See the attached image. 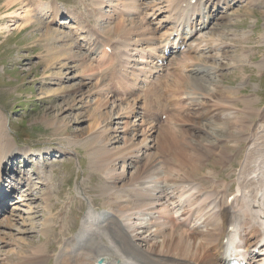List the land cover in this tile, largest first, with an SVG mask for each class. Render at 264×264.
<instances>
[{"label":"rangeland","instance_id":"rangeland-1","mask_svg":"<svg viewBox=\"0 0 264 264\" xmlns=\"http://www.w3.org/2000/svg\"><path fill=\"white\" fill-rule=\"evenodd\" d=\"M144 3L147 4L148 0ZM54 4L58 10L60 9V12L61 10L64 12L62 15L68 12L75 17L84 29H88V26L97 27L101 29L104 36L108 34L109 39L111 37L116 38L118 35L116 32H122L123 35H118V38L131 40L132 44L139 37H159L154 35V28L151 30L149 28V22L146 20L148 14L146 5L138 4L137 1L130 5H133L134 11L139 9L141 14L146 15L139 18L141 22L136 23L135 21L136 25L131 27L129 26L131 20L125 19L127 18L125 15L123 19L124 23L128 25L127 29L116 28L118 24L115 26L112 24L114 30H107L104 15L105 10L110 11V9L106 6L101 8L96 0H0V118H3L5 123L7 121V136H9L11 143L18 147V150L38 151L44 148L56 149L59 152L52 157L44 156V161L39 160V158L37 162L33 161V157L30 156L28 158L31 161L29 164L25 162L26 156H21L19 151L11 154L13 156L16 153L14 161L20 159L23 161V163L16 164L15 168L20 171L26 170L29 172L28 176L34 175L38 179L42 177L44 182L37 184L33 181L32 195L28 196L29 194L26 193L24 196L27 199L24 203L26 206L18 204L16 212L9 213L0 221V264H63L69 260L70 258L66 259L65 247L68 241L65 239L68 236L73 237L76 233L79 234L82 221L89 210L95 212L109 210L108 196L103 197L102 190L109 189L108 192L110 193L111 188L114 187L112 184L114 180L97 172L95 170L96 164L95 166L91 165L93 159L96 161L95 158L98 157L100 151L98 154L93 153L91 155L88 148L89 144L90 148L94 146L101 152L104 149L108 153L107 149H110L113 152L108 154V158L114 159L118 155L131 153V144H139L144 139L143 136H137L135 132L130 131L126 132L125 135L123 134L124 138L128 140L126 144L122 138V141L114 142L109 147L108 140L113 135L101 136L103 133L102 126L107 124L112 117L111 114L115 111L103 110L108 107L110 101L104 98V91L100 84L95 86L94 78L98 76V72L95 73L93 79L84 78L83 80L82 77H76L75 73H70L71 71L68 69H75V67H69L68 62L70 61H67V66L63 69L65 64L63 60L69 59L71 55L75 54V48L80 51L83 59L89 65L91 64L88 53L78 46L74 34H71L67 29L58 27L57 22H50L52 15L56 12L51 8V5ZM256 4L253 6L246 5V0H244L243 6L232 7L229 14H223L220 21L210 28L206 36H217L219 39L217 43L224 45L225 48L216 52H219L221 57L209 59L207 62L218 68L215 73L218 76L212 77L213 86L209 85V87L216 88L217 86L221 90L225 87L228 91L225 99H236L237 97L249 99L252 101L250 109L258 108L263 111L264 68L259 66L264 65L262 60L264 54V0H257ZM20 13L26 14L20 16ZM110 14L113 13L110 11ZM55 15L59 16L57 13ZM6 16L12 17L5 18ZM135 30L140 35H134ZM144 31L147 33L143 36ZM93 34L95 33L93 32ZM66 39L71 42L68 41L69 45H67L70 47L65 46L64 41ZM64 52L69 57L62 54ZM216 53L211 54L216 56ZM134 54H130L131 58L136 57ZM194 58L202 59L201 57ZM187 59H189L188 56L182 55L181 61ZM103 60L104 56L98 63L104 66ZM196 61L194 63L200 66L198 60ZM73 65V63L70 64V66ZM91 66L93 69H97L95 66ZM192 77L200 78L204 75ZM86 80L87 82L84 84ZM99 80L104 86L107 85L106 88H109L106 80ZM95 87L102 89V95H100L103 97L99 99L102 100L103 105L97 99L91 106L92 101H89L87 95L90 90L96 89ZM237 89L240 90L238 96L231 94ZM167 94H170V99L175 100L182 96H198L182 90H173L170 87L166 88L164 98H167ZM219 94L224 93L221 91ZM136 96L142 97V94ZM136 96L129 99H134ZM204 99L205 97H201L197 101L185 99L179 104L180 109L187 110V114L184 115L192 117L190 121L193 117H197L194 119L197 123L201 122L200 119L204 117L208 121H218L219 116H211L210 111H208L210 110L209 105L205 104L207 102H202ZM232 101L236 103L235 100ZM96 108L98 110L95 111ZM237 108L242 109V104L237 102ZM156 110L158 109L154 107L153 111ZM108 112L109 115L107 116ZM255 112H251L252 115ZM127 114L125 113L124 117ZM248 115L249 113H244V116L237 119L229 118L225 123H222L220 128L228 131L233 127L234 130L239 128L244 131L246 129L244 118ZM136 118L134 115L129 121L135 123ZM253 120H255L254 117L250 118V121ZM260 120L264 124L262 118H258L255 122ZM150 121L152 120L148 122ZM115 122L111 123L110 129L116 127ZM185 125L191 127V123ZM1 129L2 133L5 134V129ZM164 132L167 134L166 140H164ZM220 133L226 135V131H220ZM251 133L253 132L250 129L248 134ZM180 138L187 140L184 136ZM221 140L218 143L219 147L204 145L200 150L210 152L214 155L215 160L219 161L222 158V153L225 152V148L220 146L226 143V141ZM165 141L168 144H172L174 141V136L169 134L168 130L163 131L155 140L157 146L154 145L151 152H160L161 154L157 158L167 161L173 154L168 149H160ZM179 142L183 147V143ZM115 146L116 148H114ZM236 150H232L231 153L234 154L228 156V159H231L230 162L227 161L226 164L223 161L216 163L224 166H214L215 172L208 169L212 165L210 161L208 162L200 156L203 154L202 152L191 150L190 152L195 154V158L199 159L203 169L192 171L188 166L183 168L188 177H193L197 181L202 176L213 179L215 173L217 175L215 180L231 182L233 184L231 187L234 188L237 177L236 170L241 167L240 161L244 159L246 153L245 142L236 144ZM19 155L21 158L18 157ZM91 156H94L93 159ZM8 161L9 159L6 162ZM114 162L115 160L112 161V164ZM120 165L119 163L113 169L120 172ZM136 166L128 168V173L134 172ZM205 170L206 173L199 177L198 174ZM131 175H128L126 180ZM201 183L204 187L207 183L211 184V188H207V190L221 188L204 179L201 180ZM26 189L31 190V188ZM110 198H114L113 195ZM29 211H31L30 214H25ZM17 215L25 217L28 221V226L20 228L21 232L17 231L18 227L14 226L13 220L9 221ZM104 240L106 241V239ZM93 242L92 240L89 245ZM59 255L57 260L56 256Z\"/></svg>","mask_w":264,"mask_h":264},{"label":"bare ground","instance_id":"bare-ground-1","mask_svg":"<svg viewBox=\"0 0 264 264\" xmlns=\"http://www.w3.org/2000/svg\"><path fill=\"white\" fill-rule=\"evenodd\" d=\"M135 1L138 4L142 3L146 5L147 16L150 14V17L153 15L157 17L159 14L166 13L167 16L158 22L157 26L159 27L161 22L167 23L172 18L171 16L176 15V12L170 11V9L171 7H175L177 1L181 0H148L147 4L144 3L146 0H96L101 8L106 6L113 13L110 14L109 10H105L104 17L106 18L107 24L105 28L107 30H114L112 24L114 26L118 24L116 28L127 29L128 25L124 23L123 19L125 15L127 16L125 19L131 20V24L129 25L131 27L136 25L137 22H141L139 18L146 15L141 14L139 9L134 11L133 5L130 4ZM221 1L224 4L223 2L225 0H218L217 5L221 4ZM256 1L246 0V5H257ZM51 8L56 11L54 14L60 13V10L55 7V4L51 5ZM151 8L152 11L149 12ZM25 14L20 13V16H24ZM10 17L12 16H6L5 18ZM58 17L56 16L55 21L58 20ZM148 25L151 30L153 28L152 24L148 23ZM172 28L156 38H147L144 36L147 32L144 31L142 33L144 37L136 38L133 44L131 40L128 41L127 39L118 38L123 34L122 32H116L119 36L117 35L116 38L111 37L110 42L104 43L108 45L115 44L114 49L115 51L119 50L117 58L122 67H135L136 70L140 66L143 69L154 67L156 69L154 74H160L162 77L160 79L155 78L153 83L156 84L159 82L161 85H166L173 90H182L193 95L199 93L201 97H205L204 102L209 100L205 103L210 107L208 111H210L211 116H219L218 121L209 120L206 123H197L194 121L197 117H193L190 121V118H192L190 115H179L180 113L177 112L180 109L179 104L174 103L169 106V103H167L169 99L163 104L162 101L164 98L156 95L152 97H141L136 96L137 93L134 99H129L132 96L123 95V93H129L136 89L139 91V85L145 81L144 78H137L129 85L125 81L118 90H111L101 83L98 76L94 78L97 69H93L91 66L93 64L89 62L91 64L89 65L83 59L78 49L75 48V54L70 57L66 52L62 53L66 57H69V59L65 58L66 60H63L65 63H63V69L66 68L67 61H70L68 62L69 67H75L72 70L68 69L71 71V74L75 73L76 77H82L83 80L84 78H94L96 84L94 85L98 86L100 84L104 91V98L110 101L108 107L103 110L110 109L108 110L109 112L112 110L115 111V113L111 114L112 120L110 119L101 128L103 130L101 136L113 135L108 140V146H112L114 142L119 143L122 141V138H124L123 134L125 135L126 132H135L137 136L144 137L139 144H131V151L129 150L131 153L118 155L114 159L108 158V154L110 155L113 152L110 149H107L108 153L104 149L101 152V150H97L94 146L90 148L91 146L88 143L89 153L91 155L93 153L98 154V151H100L98 157L95 158L96 161L93 159L94 156H91L93 159L91 165L95 166L96 164L97 167L95 170L97 172L103 174L108 179L114 180V183H112L114 187L112 186L113 188H111L110 193L108 192L109 189L102 190L103 197L108 196H106L108 198L107 204L110 207L109 210H103L101 212L89 210L82 221L81 230L77 235L78 244L82 247L77 251L75 256H72L71 260L69 259L63 264H221L216 258V252L223 248L222 242L230 229L238 232L239 239L247 247H253L254 249L260 247V253L264 252V134L256 142L253 141L250 143L245 154V159L241 163V170L236 178L238 184L231 193L229 183H224L222 189L207 190V188H211L210 183L206 184V188L204 187L201 183L202 179L216 184L214 177H217V175L215 173L213 179L202 176L197 181L193 177H188L186 170L183 168L184 166H188L192 171L202 170L203 166L200 164L199 159H196L195 154L190 151L202 152L200 148L204 145L207 147H219L218 143L221 139V141H226V143L220 146L225 148V152L222 153V158L219 161H216L214 155L208 151L202 152L203 154H200V156L204 157L208 162L210 161L212 167H208V169L212 170H214V166H224L216 164L220 161H223L224 164L227 161L230 162L231 159H228V156L234 154L231 151L236 150V144L248 140V133L252 129L255 120L262 118L264 122V111L258 108L250 109L252 101L249 99H242L240 97L236 99H225L228 93L227 88L224 87L221 90L217 86L216 88L209 87V85L213 86L211 82L213 78L211 76L198 78L186 74H172L167 71L168 69L166 67L163 69L157 68L159 66L157 62L146 59L144 57L145 54L153 55L159 52L158 45L162 42L161 38L170 35ZM154 30V35H157V30ZM95 34L98 35V32L95 31ZM134 35L140 34L135 30ZM202 39L206 40L210 46L213 44L220 49L225 48L224 45L217 43L219 42L217 36L205 35L199 38L198 42L202 41ZM68 41L67 39L64 41L66 47H70L67 46L69 45ZM215 46L212 48H215ZM131 53H135L134 56L136 57L131 58ZM139 55L141 56L139 57ZM215 55L202 59L189 57V59L184 61H181L182 56H178L173 59V63L179 66L188 64L189 62H197L196 60H198L201 68L193 69L196 74L200 73V70L214 73L217 69L210 62H207V60L221 57L220 53ZM110 59L115 58L111 57ZM104 60H106V57H104ZM71 63L74 65L70 66ZM104 66L106 67L105 63ZM259 67L264 68V65ZM86 82L87 80L84 84ZM101 88L99 87L88 92L87 96L89 97V101H92L91 106L97 99L103 105L102 100L99 99L103 97L101 96ZM221 91L224 94H219ZM239 93V89L231 92L235 96H238L237 94ZM214 99L216 100L215 102ZM232 100H235L236 103ZM237 102L242 104V109L237 108ZM156 104L159 113H171L172 115L175 110L170 120L162 123L160 126V122L156 116L157 112L153 111ZM115 105L117 106L114 107ZM251 112L255 113L252 115ZM125 113H128L126 117H124ZM244 113H249L248 117L244 118L246 120L244 123L246 129L244 131L239 128L234 130L233 127L228 129V131L220 128L222 123H225L227 119H237L244 116ZM134 115L137 118L134 121L135 123H131L129 119ZM252 117L255 120L250 121ZM0 120H3V118H0ZM149 120L152 121L148 122ZM113 122H115L116 127L110 129V126H112L111 123ZM171 123L177 124V128H171ZM187 123H191V127L188 128L186 126V129H184L183 126ZM6 124L7 121L6 123L4 120L0 122V181L3 180L5 186L10 191L19 190V184L21 183L19 179L14 183L4 179L5 174L3 173L2 163L11 157L12 153L17 151V146H14L9 136H7ZM1 128L5 129V134L2 133ZM120 128L122 130H119ZM165 130H168L169 134L174 136V141L172 144H168L165 141L160 149H168L173 156H170L167 161H162L157 158L161 153H152L151 148L156 145L155 140ZM175 130H178V135H176ZM220 131H226V135L221 134ZM181 133H183L181 136H184L187 140L180 138ZM163 135L164 140H166V132ZM178 140L183 143V147ZM124 141H126V144L128 140L124 138ZM230 145H232V148H230ZM42 150L33 151L24 149L22 152L27 153V159L31 155L35 162L39 158V160L44 161V158L48 155L52 157L59 154L56 149L43 148ZM113 160H115L114 164H112ZM119 163L121 164L120 172L119 170L113 169ZM131 166H136V169L134 172L128 173V168ZM19 173H17L18 176ZM205 173L206 170L199 173L198 176L200 177ZM128 175L131 176L126 180ZM32 177L39 184L44 182V178L42 177L39 179L35 178L34 175ZM27 187L31 188V190L26 191L29 194L28 196H30L34 188L29 185ZM110 194L114 198H110ZM25 195L17 201V204L21 206L25 205L24 203L27 200L24 198ZM201 196H203L202 200H200ZM199 204L201 205V209L198 211V216L202 215L204 217V224L195 222L190 227L184 229L182 227L183 222L180 220L181 215L187 214L191 208ZM19 205L13 206L11 213L16 212ZM30 213L31 211L25 214ZM10 220L14 221V226L18 227V232H21L20 228L28 226V221L25 217L17 215ZM92 240L94 242L89 245ZM256 261L263 264L264 257L257 256L254 259V262Z\"/></svg>","mask_w":264,"mask_h":264}]
</instances>
